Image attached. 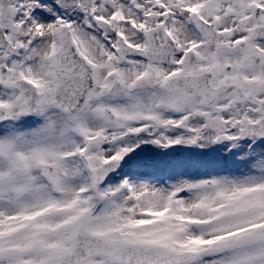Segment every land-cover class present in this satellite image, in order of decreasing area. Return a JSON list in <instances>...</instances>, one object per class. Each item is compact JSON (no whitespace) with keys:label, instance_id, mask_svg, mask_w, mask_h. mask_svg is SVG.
<instances>
[{"label":"snow or ice","instance_id":"snow-or-ice-1","mask_svg":"<svg viewBox=\"0 0 264 264\" xmlns=\"http://www.w3.org/2000/svg\"><path fill=\"white\" fill-rule=\"evenodd\" d=\"M0 264H264V0H0Z\"/></svg>","mask_w":264,"mask_h":264}]
</instances>
